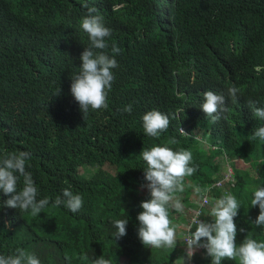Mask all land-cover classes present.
<instances>
[{"label": "trees", "instance_id": "1", "mask_svg": "<svg viewBox=\"0 0 264 264\" xmlns=\"http://www.w3.org/2000/svg\"><path fill=\"white\" fill-rule=\"evenodd\" d=\"M85 3L111 29L109 45L122 51L108 108L83 116L70 86L89 45L81 28ZM256 66L264 69V0H0V158L31 153L26 170L38 199L54 201L70 188L84 201L75 214L50 204L33 217L4 207L10 197L0 191V255L23 248L41 264H93L101 256L111 264H174L178 246L150 248L138 237L140 205L151 199L140 153L154 146L189 150L197 169L176 193L183 212L169 209L176 231L199 200L194 187L209 188L229 169L232 184L211 198L231 193L239 202L237 246L248 236L264 242V228L254 224L259 207L251 205L253 189L264 187V141L252 139L264 120L249 105L264 107V70ZM233 85L236 101L227 94ZM209 90L225 96L216 120L201 109ZM129 104L131 114L123 113ZM151 110L170 119L159 138L144 133L142 116ZM236 160L253 176L236 169ZM117 219L128 223L115 240ZM203 254L191 261L211 264Z\"/></svg>", "mask_w": 264, "mask_h": 264}, {"label": "clouds", "instance_id": "2", "mask_svg": "<svg viewBox=\"0 0 264 264\" xmlns=\"http://www.w3.org/2000/svg\"><path fill=\"white\" fill-rule=\"evenodd\" d=\"M83 7L88 9V15L82 19L81 28L88 35L89 45L81 53L82 65L79 72L71 77L70 92L85 116L90 110L108 108L107 97L115 80L112 70L119 67L116 56L122 50L114 42L109 45L108 38L112 32L104 26L102 17L94 14L97 9L89 7L86 3ZM254 70L259 74L264 69L256 66ZM239 92L240 89L235 85L227 89L228 97L233 101L238 99ZM203 100L201 109L213 120L218 119L216 115L218 112L226 111L225 96L222 94L209 90L203 93ZM249 105L254 118L264 120V107H255L251 101ZM132 110L133 107L129 104L121 111L131 114ZM142 122L145 135L151 138H159L170 126L169 116L157 110L146 112L142 116ZM180 131L184 133L181 128ZM252 139L264 141V126L254 130ZM140 155L146 163L144 179L147 183L142 187L147 188L151 199L140 205L143 211L137 216L140 224L138 237L144 246L173 249L177 244L178 233L170 219L169 209L172 208L176 212L184 210L176 193L185 190V179L197 171L190 166L192 153L189 150L177 152L167 146H154L151 149H143ZM30 159L31 153L28 151L6 153L0 158V191L10 197L4 203V207L16 209L20 213H29L33 217L40 215L50 204L53 207H63L73 214L78 213L84 201L80 194H74L70 188H64L62 195H58L54 201L48 198L38 199V188L31 172L26 170ZM21 177L23 187L18 188ZM208 191L207 188L194 187V192L199 196V206L201 208L209 206L208 215L212 222L204 221L205 210L202 219L199 211L193 215L187 225V234L184 235L186 259L184 257L179 259L182 264H186V260L190 261L195 251L200 248L206 250L207 256L211 258V264H222L224 260L238 261V264H264V242H258L248 236L239 246L236 244L235 217L240 209L236 197L227 193L213 199L208 196ZM251 205L259 207V215L254 224L258 228H264V187L253 189ZM127 223V219H117L113 222L117 230L114 233L115 240L126 235ZM240 231L243 232L244 229ZM0 264H41V261L35 253L17 248L12 255H0ZM93 264H111V260L101 256L95 259Z\"/></svg>", "mask_w": 264, "mask_h": 264}, {"label": "built area", "instance_id": "3", "mask_svg": "<svg viewBox=\"0 0 264 264\" xmlns=\"http://www.w3.org/2000/svg\"><path fill=\"white\" fill-rule=\"evenodd\" d=\"M223 183L224 184H230V185L232 184V174H231V172H230L229 169L226 170V172L222 175L221 179H218L216 182H214V184L212 186H210L209 188H207V189H209V191L207 193L208 196L211 198L212 191L221 189L222 186H223ZM206 206L207 205H205L203 208H201L199 206L198 202H197L195 208L193 210H191V212H190V219H189V221L186 222L185 224H181L179 226L178 231H181L183 239H184V235L187 234L186 233L187 225L191 222V219H192L193 215L197 211H199L201 213L200 219H202V217L204 215L203 211L205 210V207ZM194 229L195 228H193V231H194ZM188 264H193V263L192 262H189Z\"/></svg>", "mask_w": 264, "mask_h": 264}, {"label": "rangeland", "instance_id": "4", "mask_svg": "<svg viewBox=\"0 0 264 264\" xmlns=\"http://www.w3.org/2000/svg\"><path fill=\"white\" fill-rule=\"evenodd\" d=\"M205 146H207V145H205ZM233 166L236 168V169H239V170H242V171H244V172H247L248 174H249V176H253V173H252V171L249 169V167L247 166V164H245V163H242L241 161H238V160H236V161H233ZM226 168V167H225ZM213 178H216V175H214L212 172H210L209 170L207 171ZM85 175L89 178V177H94L95 176V172H94V170H87V171H85ZM232 182H233V180H232ZM197 202H198V200H197ZM183 208H185V206H183ZM188 212V216L186 217V219H187V222L189 221V219H190V212L189 211H187ZM195 230V229H194ZM179 238H181V237H179ZM183 238V237H182ZM181 242L183 243V240H181ZM184 244V243H183ZM183 248V247H182ZM185 250V249H184ZM203 254V252H202V250H201V248L200 249H197L196 251H195V254L193 255V257H195L196 255H202ZM124 262V259H122L121 260V263L122 264H124L123 263Z\"/></svg>", "mask_w": 264, "mask_h": 264}, {"label": "crops", "instance_id": "5", "mask_svg": "<svg viewBox=\"0 0 264 264\" xmlns=\"http://www.w3.org/2000/svg\"><path fill=\"white\" fill-rule=\"evenodd\" d=\"M181 240H182L181 238L177 237V244H176V246H178V247H176V248L178 249V254L176 255V259L174 261L175 262L174 264H182V261L179 260L182 257H184L186 259V257H185V250H184L185 249V243L183 242L184 244L181 245ZM201 250L203 252V250H205V249L201 248ZM202 255H204V254H202ZM200 256L201 255H196L195 257H200ZM193 258H192V260H193ZM189 262H192V261L191 260L190 261H187L186 260V264H188ZM193 264H208V263H194L193 262Z\"/></svg>", "mask_w": 264, "mask_h": 264}]
</instances>
